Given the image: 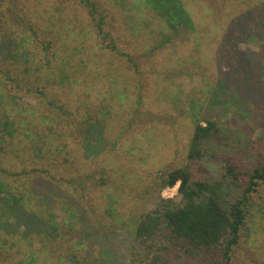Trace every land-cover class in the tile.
<instances>
[{
  "label": "rangeland",
  "instance_id": "374dc122",
  "mask_svg": "<svg viewBox=\"0 0 264 264\" xmlns=\"http://www.w3.org/2000/svg\"><path fill=\"white\" fill-rule=\"evenodd\" d=\"M91 1L105 40L75 1L0 0V264H223L135 229L181 203L174 170L222 180L227 203L264 169V0H179L178 29L146 0ZM89 174L84 196L68 183ZM255 181L234 264H264Z\"/></svg>",
  "mask_w": 264,
  "mask_h": 264
},
{
  "label": "trees",
  "instance_id": "16d2710c",
  "mask_svg": "<svg viewBox=\"0 0 264 264\" xmlns=\"http://www.w3.org/2000/svg\"><path fill=\"white\" fill-rule=\"evenodd\" d=\"M72 1L79 3L88 12L89 20L94 23L99 36L105 40L108 35L104 31L105 15L98 11L97 5L91 0ZM146 3L159 18L174 28L178 29L180 25L184 26L185 22H190L179 0H146ZM117 50L116 48L115 51ZM216 130L217 124L211 121L205 125L198 123L195 126L188 155L191 160L202 158L201 144L214 136ZM92 134L93 130H89L88 137H93ZM233 171L234 168L229 167L227 173L233 177L235 176ZM92 179L94 177L89 174L69 180L68 183L78 185L84 196L89 189L87 184ZM256 179L264 180V169L256 170L241 199L226 203L222 192V180H194L189 169L174 170L169 174L166 185L175 186L177 182L180 183L178 191L182 197L181 203L161 206L157 211L142 216L136 225V238L148 242L163 231V237L169 244L175 240L185 243L189 249L207 251L219 249L222 252L223 264H234L233 252L239 244L240 234L246 223L248 195L258 186ZM147 261L146 257L143 262ZM139 264L145 263L141 261Z\"/></svg>",
  "mask_w": 264,
  "mask_h": 264
}]
</instances>
